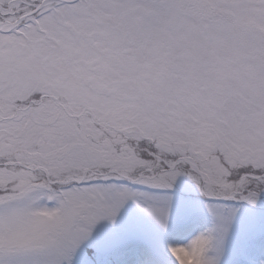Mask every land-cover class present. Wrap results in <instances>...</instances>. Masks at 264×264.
Returning <instances> with one entry per match:
<instances>
[{
	"label": "snow or ice",
	"instance_id": "1",
	"mask_svg": "<svg viewBox=\"0 0 264 264\" xmlns=\"http://www.w3.org/2000/svg\"><path fill=\"white\" fill-rule=\"evenodd\" d=\"M0 264H264V0H0Z\"/></svg>",
	"mask_w": 264,
	"mask_h": 264
}]
</instances>
